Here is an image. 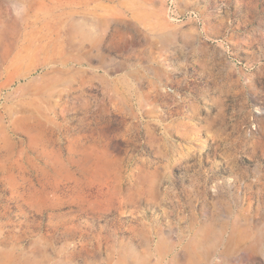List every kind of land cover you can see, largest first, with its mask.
<instances>
[{
    "label": "rangeland",
    "instance_id": "1",
    "mask_svg": "<svg viewBox=\"0 0 264 264\" xmlns=\"http://www.w3.org/2000/svg\"><path fill=\"white\" fill-rule=\"evenodd\" d=\"M50 1L0 0V261L264 264V0Z\"/></svg>",
    "mask_w": 264,
    "mask_h": 264
},
{
    "label": "bare ground",
    "instance_id": "2",
    "mask_svg": "<svg viewBox=\"0 0 264 264\" xmlns=\"http://www.w3.org/2000/svg\"><path fill=\"white\" fill-rule=\"evenodd\" d=\"M50 2H52V1H50ZM55 2H57V0H55V1H53L52 3H54L55 4ZM60 2V4H65V3H63V2H65L64 0H60L59 1ZM57 4V3H56ZM24 6V5H23ZM25 6H28V4H25ZM28 8V7H27ZM26 8V9H27ZM37 10H41V11H43V13L48 17V15H50L49 13H50V11L51 10H54V8H52V7H50V6H46V8H44L43 9V7H38V8H36ZM30 12H31V10H30ZM36 12V11H35ZM40 12V11H39ZM75 13V11H73V10H70V11H65V12H62V13H60L59 15H56V16H53L52 18H51V20L49 21V22H47L49 25H51V26H54V27H58L59 29H61V28H64V29H71V28H73V27H77L78 26V24L77 23H75V21L76 20H74L73 19V14ZM43 14V15H44ZM42 15V16H43ZM76 15V14H75ZM25 16V15H24ZM50 18V17H49ZM40 23H41V21H40ZM46 25V24H45ZM68 30V31H69ZM21 154L23 153V152H20ZM20 153H18V154H20ZM124 259V258H123ZM122 259V260H123ZM124 261V260H123ZM189 262V261H188ZM187 262V263H188ZM0 264H4V263H2L1 261H0ZM5 264H16L15 263V261H10V260H8V261H6V263ZM117 264H125V261H124V263L122 262V261H118V263ZM192 264V263H191Z\"/></svg>",
    "mask_w": 264,
    "mask_h": 264
}]
</instances>
